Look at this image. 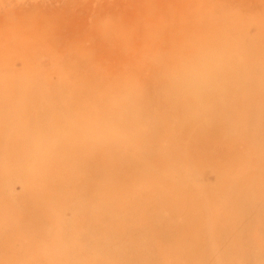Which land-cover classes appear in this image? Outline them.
<instances>
[{"label":"rangeland","instance_id":"374dc122","mask_svg":"<svg viewBox=\"0 0 264 264\" xmlns=\"http://www.w3.org/2000/svg\"><path fill=\"white\" fill-rule=\"evenodd\" d=\"M144 1L0 0V16L9 11L21 9L20 11H24L26 15L33 14L40 18L43 27L54 26L59 29L61 26L62 31L66 30L67 27H70L73 31L83 27L90 30L100 22L102 17H106L108 20H112L116 15H126L127 17L126 21L129 22V31L132 36L129 35L131 37L128 38L127 42L129 50H126V48L123 50L122 55L124 58L120 56L119 53L122 48L120 47L118 51L116 42L115 44L107 42V40L102 39V36L97 39L96 36L89 39L83 38L84 43L80 46V49L91 53L95 57L96 62L99 63L98 69L101 66L103 72L99 77L97 75L101 83L100 86L93 83L82 87L80 96L69 100V104L71 106L74 104L76 109V103L79 102L80 108H78L76 114V110L73 109L71 112L64 113L63 119H58L60 120V129H68L75 124L79 128V137L82 136L84 140L100 141L99 134L101 133L106 136L101 138L111 139L116 137L118 140L121 139L123 143L125 138L137 132L134 125L125 123L117 113L119 109H123L127 105L124 99L131 98L130 91L124 88V85L120 83L121 81L116 80L119 73L118 69L125 70L127 67L124 59L129 60L128 68L133 72L141 69L139 66L148 67L150 72L155 71L158 67L166 66L168 70L164 73L165 75L172 73L179 79L190 78L193 79V82H209L210 88L207 93L219 95L226 104L225 108L233 112L240 110L238 100L243 99L248 85L253 80L256 81L259 77H264L261 75V73H264V52H261L264 51V44L262 43L264 41L256 40L258 41L256 43L254 35H251L250 40H254L255 43L252 41L249 43L239 36V32L233 29L235 27L230 28L231 26L226 25L224 21L222 22L223 19L232 16L234 12H238L244 7L251 8L256 0H242V3L246 4L242 8L236 5L238 2L241 4V0H162L169 5L164 9H158L152 2V10H149L150 15L146 14L148 17L150 16L151 21L146 15L138 16L139 9L143 10L141 4ZM177 2L182 10H174L173 3ZM260 2L264 6V0H260ZM161 10H164L163 15H175L169 18L172 20L167 22L168 25L162 27L157 23V19L161 18L159 17L161 14L158 13ZM18 23L16 22V25ZM107 25L108 22H105L104 26ZM54 27L52 28L54 29ZM3 39L4 32L0 31V62L2 61V63L6 61L3 57L4 51L7 52L8 49H12V53H15L13 45L11 46L9 42L6 44ZM114 40H117V38ZM80 42L82 41L80 40ZM130 44H132L131 47ZM91 45L93 46L90 47ZM244 48H246V51L241 53L240 50ZM258 50H260V53H257ZM42 60V63H46L43 66H47L49 59ZM51 77L53 79L49 80L50 85L55 84L53 87H56L60 80L58 77H54L53 74ZM226 79L231 82L230 87L222 85L221 82ZM182 82L183 80H180V83ZM199 86L200 88L196 89L197 87L191 83L188 88H185V97L191 101V105H195L196 99L201 97L200 94L203 92L200 89L205 91V88ZM114 96L120 97V99L114 100ZM89 97L94 99L89 100ZM60 101L61 97H56L53 105L59 104ZM137 101V98H132V104L130 105L138 106ZM12 103L19 106V113L22 114L24 110H28L31 114L29 117L27 116L25 121H19L16 117H12L5 123L6 127H1L7 130L8 133L4 134L2 140H0V160L7 161L9 159V161H15V163H10L7 171L1 173L3 179L0 176V264H184L178 259L184 258L185 255L191 256L190 259L193 262L205 258L208 261H213L214 264H230V260H236V258L241 259L239 264H247L248 262L242 261V259L247 256H254L258 260V264H264V250L260 244L245 245L244 249L246 251L242 252L232 250L227 242L231 238L227 241H224L225 238H223L222 228L225 226L224 222L221 221L224 220H220L218 214L213 210L205 209L201 202H196L192 195L186 193V188L181 187V184H178L180 186H178L176 200H179L180 204L185 205L187 209L185 210L182 206L183 210L179 209L178 212H172L169 207L163 210L162 216L167 218L169 222L167 224L174 226L172 228L174 230H170L171 232H168V234L176 237L181 234V230L183 232L191 231L190 227L194 223L193 218L197 216H202L203 220H207L201 231H192L186 235L183 245H179V247L171 244L166 245L155 236L157 233L153 235L154 228L152 224L134 222L137 214H134L135 209L131 206L135 204L140 194V188H143V190L152 188V183H150L152 180L145 182L143 187L129 188L126 193L117 192L109 195V200L116 201L119 208L127 207L125 210L128 212V217L117 219L111 210H107L103 215L111 216L109 221L106 222L104 216H100L105 227L93 228L91 220L83 210L77 208L73 197L72 200H68L70 196L66 197L65 194H63L65 198L57 196L59 194L54 190L55 186L51 179L54 163L70 161L75 158L71 162L73 168H82L84 164L78 161L75 156L69 158L63 151L51 158L48 163L44 162L43 159L41 160L40 155L47 152L48 149L47 147L41 149L42 136L38 134V126L41 125L42 121L33 120V118L42 109L34 106L32 102L22 96H18ZM9 108L10 106L4 111L0 110L1 115L4 113V118L1 119L5 120V114H7ZM193 108V106L188 109L163 107V110H161L157 105L148 106L142 113V117L144 119L152 118L154 125L145 134L143 133L144 136L141 137L140 142L134 144L136 140L132 144L130 143L126 147V152L137 155L139 152L154 150L158 152L165 151L166 154L170 155L173 150L179 148L180 143L185 142L188 133L183 135L182 138L180 137L179 140L176 139L177 143L171 137V133H164L163 128L168 127L170 131L183 130L188 125L187 123L195 119L191 117L193 114L189 115ZM250 108L248 107V109ZM101 114H104L108 121L101 127L102 131L98 133L94 126V120H96V116L102 120ZM256 121L257 119L251 121L252 123L249 125H256ZM36 122L40 124L38 125ZM155 122L157 125H155ZM233 122L236 123V120ZM238 122L242 121L238 120ZM196 128L197 126L192 124L189 127V132H195ZM225 130L226 128H224ZM148 134H151L148 137L150 140H145ZM53 136L50 135L49 138L53 139ZM8 143L15 144L16 149L11 153L12 159L9 158V152L5 147ZM94 149L96 148L88 147L85 149L79 146L77 153L81 152L88 155ZM246 151H248L247 146L241 144L239 152L232 157V163L229 164L238 169L240 164H244L248 160ZM262 153L264 154V147ZM152 160L156 159H150L149 166L156 174L167 178L190 181L191 187L200 188L198 192L200 195H208L213 191L209 188V183L214 178V168H208L206 172L202 173H191L188 170L189 162L186 157L179 160L167 157L165 164L158 162V160ZM104 170L113 178L114 184L125 182L126 176L120 172L119 168L113 167V170ZM245 172L252 176V179L264 173L263 166L254 163L248 166ZM119 176H123L120 181L116 179ZM84 177H87L85 180L89 182V177L87 175ZM240 188L235 181L228 182L221 187H216L214 194L238 192ZM253 191L256 192V189H253ZM45 197H48L47 201H44ZM246 201L248 200L246 199ZM260 201L264 202V196L260 200L256 198L258 205ZM98 202L104 204V201ZM41 203L45 204L46 209H50V213L51 210H54L48 221L46 217L45 219L42 218L43 213L39 208ZM188 206H192V210H188ZM147 213V210H142L138 214ZM180 215H184L186 218ZM243 216L246 217V215ZM41 220H43L42 224H45L39 232L37 231L39 226L37 223H40ZM218 220L219 227H215L214 230L211 229L210 225L217 223ZM113 224L116 226L112 228L111 225ZM254 229L249 230L248 234H252ZM84 233L87 235L78 244L76 237L81 238ZM201 239H204L205 242L203 243ZM35 241L41 247L40 252ZM262 241L260 240L261 245ZM261 249L263 254H258V250Z\"/></svg>","mask_w":264,"mask_h":264},{"label":"bare ground","instance_id":"6f19581e","mask_svg":"<svg viewBox=\"0 0 264 264\" xmlns=\"http://www.w3.org/2000/svg\"><path fill=\"white\" fill-rule=\"evenodd\" d=\"M152 2L158 9H164L169 5L162 0H145L143 3L140 2L145 12L139 9L138 16L150 15L149 10H152ZM253 4L251 8L244 7L246 4L242 3L241 0V4L238 2L236 5L244 8L222 20L226 25L231 26L230 28L235 27L233 29L239 32V36L249 43L251 41L253 43H257L260 40L264 41V6L260 0L254 1ZM173 6L174 10H182L178 2L173 3ZM86 9L88 10V8ZM20 10L9 11L0 16V31L4 32L3 40L6 41V44L7 42L11 43L15 52L12 53V49H8L7 52L4 51L3 57L6 61L0 62V110L4 111L10 106L7 114H5V120L1 119L4 118V113L2 115L0 113V140H2L4 134L8 133L7 130L3 129L6 127L5 123L7 121L12 119V117H16L19 121H25L27 116L29 117L31 114L28 110H24L22 114L19 113V106L12 103L18 96H22L32 102L34 106L42 109L33 118V120L42 121L41 125L38 126V134L42 136L41 149L42 147H47L48 149L47 152L40 155V159L48 163L51 158L63 151L69 158L75 156L78 161L84 164L82 168H73L71 162L75 158L70 161L54 163L52 165L51 179L55 186L54 190L59 194L57 196L65 198L63 195L65 194L66 197L70 196L68 200H72L73 197L77 208L83 210L89 220H91L93 228L105 227L100 216L105 214L107 210H111L117 219L128 217V212L125 210L127 207L119 208L116 201L109 200V195L117 192L126 193L129 188L143 187L145 182L152 180L150 182L152 183V188L150 190L140 188V194L135 204L131 207L135 209L134 214H137L134 222L152 224L154 228L153 235L157 233L155 236L158 237L160 242L179 247V245L184 244L185 237L189 232L201 231L207 223V220H203L202 216H197L193 218L194 223L190 227L191 231L183 232L181 230V234L176 237L168 234V232H171L170 230H174L172 229L174 226L167 224L169 223L167 218L162 216L163 210L169 207L172 212H178L179 209H182V206L185 210L187 209L185 205L180 204L179 200H176L178 197V186H180L178 184H181V187L186 188V193L192 195L196 202H201L205 209L213 210L218 214L220 220H224L221 221L224 222L225 226L222 228L223 238H225L224 241L231 238L227 242L232 250L236 252L246 251L244 249L245 245L255 243L260 244L264 250V202L260 201L259 205L256 203V198L260 200L264 196H260L264 194V173L252 179V176L245 172L246 168L253 163L262 165L264 172V154L262 153L264 147V77H259L258 80H253L248 85L243 99L238 100L239 107H241L240 110L233 112L225 108L226 104H224L225 102L222 101L219 95L207 93L210 88L209 82L198 83L193 82V79L190 78L179 79L172 73L165 75L164 73L168 70L166 66L158 67L151 72L148 67L142 66V68L139 66L141 69L133 72L128 68L129 60L124 59L127 67L125 70L118 69L119 73L116 80L121 81L120 83L124 85V88L130 91L131 98L128 100L124 99L127 105L123 109H119L117 113L125 123L134 125L137 132L125 138L124 143L121 139H116V137L111 139L101 138L103 136L100 133L102 131L101 127L108 121L106 116L101 114L102 120L98 116L94 120V126L97 132L100 133V141L93 139L84 140L82 136L79 137V128L75 124L68 129H60L59 127V121L64 118V113L75 109L76 114L78 108H80L79 102L76 103V109L74 104L73 106L69 104V100L76 96L79 97L82 87L93 83L100 86L101 83L99 78H97V75L99 77L103 72L101 66L98 69L99 63L96 62L95 57L91 53L80 49V46L84 43L83 38L89 39L92 36L93 38L96 36L97 39L102 36V39L107 40V42L114 44L116 42L117 50L119 51L120 47L122 48L119 54L124 58L122 55L123 50L125 48L129 50L127 42L128 38L132 36L129 31V22L126 21L127 17L126 15H116L112 20L102 17L100 22L90 30L83 27L73 31L70 27H67L66 30L62 31L60 25L59 29L54 26H52L54 29L52 27H43L41 19L36 15H26L24 11ZM163 11L158 12L161 14L159 16L161 18L157 19V23L161 27L168 25L167 22L172 20L169 18L175 16L163 15ZM151 16L153 17V15ZM149 17L147 16V18ZM16 22L19 23L16 25ZM105 22H108L107 26H104ZM63 33L64 35H62ZM251 35H254L255 42L250 40ZM116 38L117 40H114ZM262 43L264 44V42ZM129 46L131 47L132 44ZM240 51L244 53L246 48ZM261 52L264 51L262 50ZM257 53H260V50ZM42 59H49L47 66H43L46 63H42ZM52 74L60 80L56 87H53L55 84L53 86L50 85L49 80L53 79L51 77ZM261 75L264 76V73H261ZM180 80H183V82L180 83ZM191 83L197 87L196 89L200 88L199 85L205 88V91L200 89L203 93L200 94V98L196 99L195 105H191V101L185 97V88H188ZM221 83L223 86L230 87L231 85V82L227 79ZM56 97H61V101L59 104L53 105ZM132 98H137L138 106L130 105L132 104ZM90 99L94 98L89 97ZM119 99L120 97L114 96V100ZM156 105L161 110H163V107L177 109L183 107L188 109L193 106L194 108L189 112V115L193 114L191 117L195 119L187 123L188 125L183 130L170 131L168 127L163 128L164 133H171V137L175 140H179L180 137L182 138L187 133L188 137L170 155L166 154L165 151L158 152L154 150L139 152L137 155L135 153L133 155L128 154L126 147L136 140L134 144L140 142L145 132L154 125V120L152 118L144 119L142 113L148 106ZM248 107L251 108L248 109ZM256 119L257 124L250 126L251 121ZM234 120H236V123L233 122ZM238 120L242 122L239 123ZM36 123L40 124L39 122ZM192 124L197 126V130L190 133L189 127ZM155 125H157L156 122ZM224 128H226L225 131ZM50 135H54V138H49ZM149 136L151 134L146 135L145 140H150ZM177 140L176 142L178 143ZM241 144L247 146L248 151H246V154H248V160L244 164H240L238 169H235L229 163H232V157L239 152ZM79 146L85 149L88 147L96 149L92 150L91 154L85 155L81 152L77 153ZM5 147L9 152V158L12 159L11 153L16 149L15 144L8 143ZM167 157L176 160L186 157L189 162L188 170L191 173H202L206 172L208 168H214V178L209 183V188L213 191L208 195H200L198 194L200 188L191 187L190 181H184L179 178H167L156 174L149 166V160L156 159L158 162L165 164ZM10 163H15V161H9V159L7 161L0 160V176L2 179L3 175L1 173L7 171ZM113 167L119 168L120 172L126 176L123 184H114L113 178L105 173L104 169L110 171L113 170ZM85 175L89 177V182H86L85 179L87 177H84ZM122 177L119 176L116 179L120 181L123 179ZM234 181L241 187L238 192L214 194L216 187H221L228 182ZM253 189H256V192ZM180 192L182 193L181 189ZM50 198L52 199L51 196ZM47 200L48 197H45L44 201ZM98 201H104V204ZM39 208L43 213L42 218L45 219L46 217L48 221L54 210H51L50 213V209H46L45 204L42 203ZM142 210H147L148 213L138 214ZM188 210H192V206H188ZM243 215H246V217ZM180 216L186 218L184 215ZM110 219L111 216H104L106 222ZM42 221L37 223L39 225L37 231L39 232L45 224L44 222L42 224ZM218 225H220L219 220L217 223L211 224L210 228L214 230L215 227H219ZM115 226L114 224L111 225L112 228ZM252 229H254L252 234H248V231ZM86 235L84 233L81 238L76 237L78 244L84 240ZM57 237L59 238L58 235ZM260 240H263L262 245ZM201 241L205 242L204 239H201ZM35 243L40 252V245L37 241ZM29 250L31 251V248ZM191 250L193 251V249ZM258 254H263L262 249L258 250ZM215 256L218 259L217 255ZM258 257L263 258L261 256ZM190 258L191 256L185 255L184 258H179L178 260L184 262V264H214L213 261H208L205 258L199 259L198 262H193ZM242 261L248 262L247 264H258V260L254 256L244 257ZM240 262L241 259L239 258L230 260V264H239Z\"/></svg>","mask_w":264,"mask_h":264}]
</instances>
